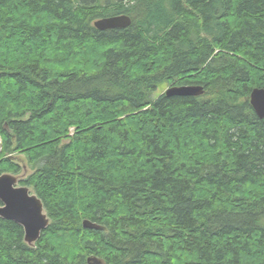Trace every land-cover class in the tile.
<instances>
[{"label":"trees","instance_id":"16d2710c","mask_svg":"<svg viewBox=\"0 0 264 264\" xmlns=\"http://www.w3.org/2000/svg\"><path fill=\"white\" fill-rule=\"evenodd\" d=\"M256 88L264 0H0V176L50 218H0V264H264Z\"/></svg>","mask_w":264,"mask_h":264},{"label":"water","instance_id":"95a60500","mask_svg":"<svg viewBox=\"0 0 264 264\" xmlns=\"http://www.w3.org/2000/svg\"><path fill=\"white\" fill-rule=\"evenodd\" d=\"M132 24L129 15H118L101 18L95 21V27L99 30L128 28ZM205 89L201 85L170 86L166 91L168 96H201ZM250 102L256 114L264 119V88H256L252 91ZM22 176L5 173L0 176V218L15 221L24 227L25 241L29 245H35L43 231L50 225V218L45 212L44 204L37 194L27 186H20ZM84 228L99 229L100 226L88 220L84 221ZM89 262L101 264L96 259L90 258Z\"/></svg>","mask_w":264,"mask_h":264},{"label":"rangeland","instance_id":"374dc122","mask_svg":"<svg viewBox=\"0 0 264 264\" xmlns=\"http://www.w3.org/2000/svg\"><path fill=\"white\" fill-rule=\"evenodd\" d=\"M169 87H170V86L162 85V86L159 88V90L157 91V93H156L155 96H157V95H159V94H162V93H166V91L168 90ZM16 157H17V159L22 163V165H24V166L26 167V175H27V174H30V173L32 172V170H31L29 167L26 166V164L24 163V160H22V159H23V158H22V155H20V156H16ZM21 175H24V174L21 173ZM21 175H20V176H21Z\"/></svg>","mask_w":264,"mask_h":264}]
</instances>
